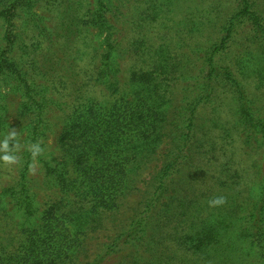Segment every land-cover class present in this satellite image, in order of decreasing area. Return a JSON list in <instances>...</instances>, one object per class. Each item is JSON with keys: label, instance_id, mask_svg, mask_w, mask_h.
I'll return each instance as SVG.
<instances>
[{"label": "trees", "instance_id": "16d2710c", "mask_svg": "<svg viewBox=\"0 0 264 264\" xmlns=\"http://www.w3.org/2000/svg\"><path fill=\"white\" fill-rule=\"evenodd\" d=\"M130 2L0 0V139L12 127L7 117L9 95L19 97L16 115L23 120L15 137L17 163L6 165L13 177L0 181V264H99L124 247L140 252L147 245L151 212L174 178L185 166H192L193 156L207 154L193 160L192 175L197 176L208 172L200 164L213 163L215 152L225 154L231 141L240 140L256 156L264 150V114L250 94V87L254 95L264 92L262 4L231 0L229 14L216 10L215 37L204 46H189V34L188 43L172 29L174 37L188 43L184 52L173 45L154 46L140 31L125 47L118 39L117 23ZM165 5L162 1L141 8L146 13L140 18L161 23ZM87 56L94 63L84 70L79 62ZM128 59L132 64L125 66ZM193 63L198 66L195 73ZM175 91L178 106L169 118L167 107ZM219 94L229 97L233 111L229 114L235 118L231 126L221 120L222 110L215 105L220 104ZM209 106V117H199ZM53 111L61 113L55 150L33 158L29 145L45 148L41 140L51 129ZM166 128L173 130V141L148 182L142 209L88 259L87 237L106 229V218L117 213L139 172L157 154ZM228 161L217 163L213 180L226 191L243 178L235 170L231 176L218 175L234 167ZM34 163L40 165L42 186L48 190L41 198L28 176ZM254 169L258 181L247 189H255V196L237 235L255 242L264 259V173ZM173 196L163 203V212L172 209ZM177 200L174 215H161L155 222L159 227L177 221L181 233L170 242L180 253L159 264L213 250L228 226L219 214L223 209L227 215L223 207L230 205L228 199L204 215L206 201L186 196Z\"/></svg>", "mask_w": 264, "mask_h": 264}, {"label": "rangeland", "instance_id": "374dc122", "mask_svg": "<svg viewBox=\"0 0 264 264\" xmlns=\"http://www.w3.org/2000/svg\"><path fill=\"white\" fill-rule=\"evenodd\" d=\"M162 1L166 4L164 7H168L165 8V17L161 23L155 24L147 19L140 18H144L146 13H142L141 8L157 5ZM168 1L169 3L167 5ZM257 2L264 7V0H257ZM232 7L231 0H131L129 10L124 12V18L117 23L119 28L117 36L122 44H124L125 47H128L133 42V33L140 31L142 34H146L150 38V43L154 44V46L160 44L165 46L168 44L175 46L177 50H183L185 52L188 43L190 42L188 41L189 39H187L188 34L191 39L189 46H192L193 44L203 46L208 44V42L210 40L212 41L215 37V28L217 24L215 21V11L217 10L218 12L220 9V11H223V14H229ZM48 15L50 14L48 13ZM181 21L182 23H180ZM172 29L176 30L178 34L177 37L183 36L184 39H187L188 43L181 42L174 37ZM89 63H94L89 56L84 58L82 62H79L84 70H89V68H91ZM125 63L127 64L125 66H128V64H132V60L128 59ZM193 64L195 66L193 72L195 73L198 66L195 63ZM126 72H124L122 76L123 82L126 80ZM90 74L91 70L87 73V76ZM250 88V94H253V97L256 100L255 106L260 109L262 114H264V92L259 95H254L256 92H253L252 87ZM93 90L94 88L92 89V92ZM97 92L96 89L94 95H97ZM218 96L220 104L215 105L220 106L219 110H222L221 120L225 122V124L228 122L231 126L235 118L233 114L232 116L229 114V112H233L231 104L228 105L229 97L225 94H219ZM175 98L177 101H175ZM171 100L172 101L167 107L169 118L174 112V109L178 106V93L176 91L173 92ZM18 101L19 97H13L10 95L6 100L9 106L7 116L8 122L12 125L9 131H15L16 133L20 128V123L23 122V120H19L16 115ZM211 108L212 107L209 106L203 109L199 114V117H209L208 111L209 109L211 110ZM60 115L61 113L54 111L50 113V120L52 122L51 129L41 140L45 147L43 152H46L47 154L53 152L57 145L61 123ZM164 131L167 136L163 137V141L159 145L160 148L158 149L157 154L151 159L147 168L139 172L140 175L136 178V182L131 185V190L121 199V206L117 213L113 217L106 218V229L87 237V255L90 256L88 259L91 260L94 255L99 253L103 244L107 242V240L112 237L119 228L125 227L142 209V198L144 191L147 190L148 182L155 172H157L163 159H165L163 154L173 141V130H171V128H166ZM22 136L23 135H21V137ZM20 148H24V146H20ZM221 153L222 152L219 151L215 152V156L217 157L211 160L213 163L206 162L200 164V166L202 165L204 167V170H208L206 174L198 172L197 176L192 175V166H196V163L193 160H196V158H207V154L203 156L200 153V156L195 155L192 157V166L190 168L185 166V168L174 178L173 183L167 187L165 192H163L156 208L151 212V219H153V221L149 225V228L146 229L145 244L147 245L143 250L136 252L133 247H124L118 252L108 255L99 264H133L134 261H137L139 264L149 262L159 264L167 258L172 257V259H175L180 251L176 246V249L173 248L170 238L176 233H181V230L176 224L177 221L173 220L169 226L158 227L155 220L156 218L159 219L160 216L164 214L174 215V207L177 206L178 202L177 198L183 199L184 196L187 198H195L202 202L206 201L208 204L214 197L224 196L228 199L230 205L223 207L226 209L227 215L224 213L223 209L220 210L219 214L226 218L228 226L224 232H222L221 242L217 245L218 247L216 246L213 250L202 255L187 253L188 255L186 259L181 261L176 260L173 264H264V259L258 255L256 243L253 242L252 244L249 239L243 240L241 239L242 237L237 235V229H239L240 223L247 216L250 200L255 196V189H253L252 192L247 189L249 185L252 186L253 183H257L258 181L259 175L256 174L254 168L260 170L261 174L264 173V150H260L256 156V154L251 153L249 148L241 143L240 140H236L235 142L231 141L230 146H227L225 154L221 155ZM201 161L205 162L203 159ZM222 161H228L229 163L233 162L234 167L232 169H229L228 167L224 168L225 171L221 170L218 175L227 176L230 174L231 176V174L233 175L234 170L238 172L240 176L243 175L242 183L240 185L231 186L232 190L230 191H226L221 186L216 185L217 183L213 184V180H215L217 176L216 170L218 169L219 171L217 163L221 164ZM13 174L14 172L10 167H7L6 165L0 166V181L3 183L13 177ZM28 176L32 190L37 191L39 198L43 197L44 193L48 192V190L42 186L43 171L40 168V165L34 163L29 169ZM175 190H177L178 193H175ZM145 196L147 198L148 194L146 193ZM171 196L174 198L176 197L171 203L172 209L163 212L165 209L163 203L170 199ZM212 196L214 197L211 198ZM210 207L211 206L208 205L206 209H202L201 214L204 215L205 211ZM183 234H185V231H183ZM80 258L85 260L83 261L84 263L88 260L84 257Z\"/></svg>", "mask_w": 264, "mask_h": 264}, {"label": "clouds", "instance_id": "9594fccd", "mask_svg": "<svg viewBox=\"0 0 264 264\" xmlns=\"http://www.w3.org/2000/svg\"><path fill=\"white\" fill-rule=\"evenodd\" d=\"M17 133L15 131H9L3 139H0V164L2 165H14L17 163L16 151L19 149V144L15 141ZM13 141V145L10 148L9 141ZM29 151L33 158L39 156L43 152V148L39 143H32L29 145ZM225 202L224 196H217L209 201L210 206L221 205Z\"/></svg>", "mask_w": 264, "mask_h": 264}]
</instances>
